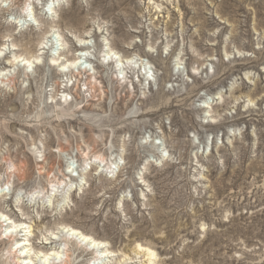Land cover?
Returning <instances> with one entry per match:
<instances>
[{"label":"rangeland","instance_id":"obj_1","mask_svg":"<svg viewBox=\"0 0 264 264\" xmlns=\"http://www.w3.org/2000/svg\"><path fill=\"white\" fill-rule=\"evenodd\" d=\"M80 40L91 72L61 83L48 54ZM0 50V264L20 224L77 228L105 264H264V0H0Z\"/></svg>","mask_w":264,"mask_h":264},{"label":"bare ground","instance_id":"obj_2","mask_svg":"<svg viewBox=\"0 0 264 264\" xmlns=\"http://www.w3.org/2000/svg\"><path fill=\"white\" fill-rule=\"evenodd\" d=\"M55 2L59 1H54L53 3L50 2L48 5H46L45 9L55 5ZM25 21H27V19H25ZM28 21L31 20L28 19ZM87 45L88 43L84 41H78L76 46L80 52L75 53L73 57L67 59L61 57V54L58 52L59 50H57V48L52 47L53 50L56 49L57 52L53 51L48 54L47 66L53 67L56 70L57 74L61 78V83L66 80L64 77L69 76L70 80L68 81L67 85L70 83L73 84V82H71L72 77L79 78L86 73L88 75V73L91 72L89 66L84 65L82 62V59H84L83 56H88V51H85L88 48ZM42 48L44 49L45 47ZM101 52L103 58L100 60L101 64L111 66L114 72L119 70V73L123 74L124 71L126 72L128 69L131 71V67L135 68V66H131V64H133L132 57L121 58V56H118L111 48H107L105 46L102 47ZM81 54L83 55L82 57H80ZM40 58V53L36 54L32 58L23 56L21 54H13L11 59L7 60L6 64H9L13 67L23 66L24 73L28 74L29 71L33 70L35 65L42 64ZM4 71L5 70L3 69L0 73H3ZM137 73L144 74V76L147 78L149 77L148 74L142 70L141 66L138 68ZM1 79L3 80V78ZM121 80L119 82H121ZM1 221L2 219H0V224L6 225L4 221ZM13 228L15 231H8L7 236H4V238L10 241L19 239L9 249V253L12 255L14 264H105L106 258H109L113 255L112 251H109L108 248H106L104 242L95 239L94 237L82 232L77 228L70 227L69 225H65L62 228L63 230L59 232V229L56 230L58 233L43 238L40 240L41 242H37L36 245L31 242L30 238L20 239L19 233L25 228L23 224L13 226ZM6 231L7 230H5V232ZM75 233H78L79 235H75ZM26 235L27 234L25 233L23 236ZM136 248L137 251L144 252L146 261L149 262L148 264L154 263V251L149 248L142 247L140 244H137ZM86 255H90L89 260L85 258Z\"/></svg>","mask_w":264,"mask_h":264},{"label":"snow or ice","instance_id":"obj_3","mask_svg":"<svg viewBox=\"0 0 264 264\" xmlns=\"http://www.w3.org/2000/svg\"><path fill=\"white\" fill-rule=\"evenodd\" d=\"M30 19H31V17H30ZM2 55H3V52H0V56H2ZM69 171H71V169H69ZM0 219H2L9 226L12 224V221L9 219V217L7 215H3L2 213H0ZM8 231H13L14 232L15 229L14 228H9ZM8 231L5 232V236H7ZM75 235H79V234L75 233Z\"/></svg>","mask_w":264,"mask_h":264},{"label":"water","instance_id":"obj_4","mask_svg":"<svg viewBox=\"0 0 264 264\" xmlns=\"http://www.w3.org/2000/svg\"><path fill=\"white\" fill-rule=\"evenodd\" d=\"M47 9H48V7H47Z\"/></svg>","mask_w":264,"mask_h":264}]
</instances>
